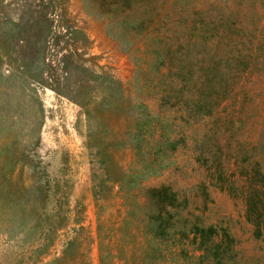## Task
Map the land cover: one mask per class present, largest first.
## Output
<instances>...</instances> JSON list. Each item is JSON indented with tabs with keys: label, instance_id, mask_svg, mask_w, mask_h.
Segmentation results:
<instances>
[{
	"label": "rangeland",
	"instance_id": "rangeland-1",
	"mask_svg": "<svg viewBox=\"0 0 264 264\" xmlns=\"http://www.w3.org/2000/svg\"><path fill=\"white\" fill-rule=\"evenodd\" d=\"M113 1L0 0V264H101V253L103 264H211L191 233L175 245L145 234L144 191L160 185L184 202L185 230L229 233L225 264H264L243 193L247 172L264 170V10L237 3L250 34L225 56L227 94L176 125L149 95V72L107 35ZM142 105L171 116L181 141L167 166L139 175Z\"/></svg>",
	"mask_w": 264,
	"mask_h": 264
},
{
	"label": "trees",
	"instance_id": "trees-1",
	"mask_svg": "<svg viewBox=\"0 0 264 264\" xmlns=\"http://www.w3.org/2000/svg\"><path fill=\"white\" fill-rule=\"evenodd\" d=\"M243 1L264 10V0ZM238 2L241 0L113 1L108 15L120 19L105 25L107 35L125 43L124 50L133 59L138 73L149 72L146 82L152 89L149 95L162 110L177 118L176 125L210 115L227 94L232 68L225 56L250 34L238 23L246 14ZM59 11L62 16V4ZM141 112L135 123L137 135L132 140V148L143 162L141 169H137L139 175L156 173L167 166L169 152L181 141L171 116L153 114L146 105H142ZM145 133L151 141L147 142ZM247 175L249 181L243 191L245 215L254 226V236L260 238L264 237V170L254 168ZM128 182L133 184L132 180ZM143 197L144 229L151 239L173 240L175 245L176 240L181 241L191 233L190 240L197 246L194 250L200 252L198 261L225 264L232 256L233 238L224 228L219 233L215 226L194 222L185 230L186 220L179 217L184 202L169 185L148 187ZM98 241L102 250L100 233ZM148 250L145 245L143 258L149 254ZM178 253L185 250L179 249ZM100 261L103 264L102 253Z\"/></svg>",
	"mask_w": 264,
	"mask_h": 264
}]
</instances>
